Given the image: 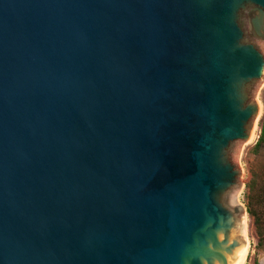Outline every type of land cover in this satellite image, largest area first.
I'll use <instances>...</instances> for the list:
<instances>
[{
	"label": "water",
	"instance_id": "water-1",
	"mask_svg": "<svg viewBox=\"0 0 264 264\" xmlns=\"http://www.w3.org/2000/svg\"><path fill=\"white\" fill-rule=\"evenodd\" d=\"M264 0H0V264H235Z\"/></svg>",
	"mask_w": 264,
	"mask_h": 264
},
{
	"label": "rangeland",
	"instance_id": "rangeland-1",
	"mask_svg": "<svg viewBox=\"0 0 264 264\" xmlns=\"http://www.w3.org/2000/svg\"><path fill=\"white\" fill-rule=\"evenodd\" d=\"M256 41L264 52V39L256 38ZM257 99L264 105V85H262L259 90ZM259 119L258 136L251 142L246 141L245 143H242L239 151V167L242 169V175L239 180V188L234 193L232 201L234 206L241 203L246 207V209L248 203V183L253 178L255 173L259 175V179L262 178L264 174V140L260 141L262 135V123L264 120V110L262 111ZM259 141L260 146L257 147L256 144ZM241 236L249 241V251L244 264H262L264 259V248H258L257 229L254 224V219L249 214L248 210L241 222Z\"/></svg>",
	"mask_w": 264,
	"mask_h": 264
},
{
	"label": "trees",
	"instance_id": "trees-1",
	"mask_svg": "<svg viewBox=\"0 0 264 264\" xmlns=\"http://www.w3.org/2000/svg\"><path fill=\"white\" fill-rule=\"evenodd\" d=\"M264 140V120L262 123V135L260 141ZM260 141L256 144L260 146ZM247 210L254 219V224L258 235V248H264V174L259 179L258 174H254L248 183Z\"/></svg>",
	"mask_w": 264,
	"mask_h": 264
},
{
	"label": "bare ground",
	"instance_id": "bare-ground-1",
	"mask_svg": "<svg viewBox=\"0 0 264 264\" xmlns=\"http://www.w3.org/2000/svg\"><path fill=\"white\" fill-rule=\"evenodd\" d=\"M263 85H264V83H263ZM259 104H261L260 112H259V115H258V117L256 119L255 126H254L252 134H251V138L248 140V142H251V141L255 140L256 137L258 136V131H259L258 124H259V120H260L259 118L261 116L262 111L264 110L263 103L260 101ZM248 251H249V241L246 240L245 244H243L241 246V251H240V254H239L235 264H244L245 261H246L247 255H248ZM262 264H264V259L262 261Z\"/></svg>",
	"mask_w": 264,
	"mask_h": 264
}]
</instances>
